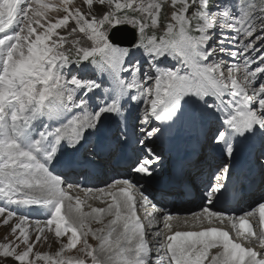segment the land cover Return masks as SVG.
I'll return each mask as SVG.
<instances>
[{"label":"snow or ice","instance_id":"1","mask_svg":"<svg viewBox=\"0 0 264 264\" xmlns=\"http://www.w3.org/2000/svg\"><path fill=\"white\" fill-rule=\"evenodd\" d=\"M83 3L87 11L74 0H0V217L3 225L15 222L14 239L0 242V264H264V196L241 214L220 207L243 171L236 154L257 138L264 182V0ZM124 31L130 46L115 42ZM177 125L207 129L208 146L228 158L218 172L200 173L204 203L193 215L199 224L227 221L231 234L218 227L173 231V217L141 191L140 180L93 190L57 172L89 176L94 162L82 150L110 153L135 135L149 155L132 171L151 180L160 156L136 129L151 142ZM93 191L106 207L85 211L73 192ZM137 205L151 207L147 225ZM33 214L44 219L33 221ZM46 230L58 250L34 252ZM78 245L82 256L66 255Z\"/></svg>","mask_w":264,"mask_h":264},{"label":"bare ground","instance_id":"2","mask_svg":"<svg viewBox=\"0 0 264 264\" xmlns=\"http://www.w3.org/2000/svg\"><path fill=\"white\" fill-rule=\"evenodd\" d=\"M141 109H142V107H141ZM142 117H143V114L141 115V118ZM175 136L180 137V134H177ZM176 140H177L176 137L173 140H171L172 146L169 144H165V149L167 152H170L171 149L173 152H175L178 149V146L174 145L177 142ZM82 151H84V150H82ZM199 168H201V170H203L204 172L206 171L205 166L200 165ZM108 169H110V168H108ZM66 172H68V170H66ZM69 173L70 172H68V175H69ZM99 173H100V176H98V184H99L98 187L92 183L91 184L88 183L89 185L87 184L86 186L80 185V187L92 188L93 190H95L97 188L108 189L109 185L113 183V181L110 179L111 176H108L110 174L109 171L102 167V168H100ZM112 175H115V174H112ZM68 181L71 183H74V180L68 179ZM77 194L81 197V199L83 201H85V207H84L85 211L90 210L88 205H91L92 207H106V204L104 202H102L100 199L95 198V197L99 196V193H97L95 191H93L91 197L85 196L84 192H73V195H77ZM105 199L107 200V202H109V203L111 202L110 197H106ZM201 206H202L201 201H195V202L190 203V205L183 206V207L176 209L175 213L177 215H175L173 217V220L170 221V223H172V225H173V231H176V230H179V231H199V230H201L202 227H205V228H207V227H218V228H223L225 230H229L230 234H231V228H230V225L228 224L227 221H225L223 224H221L219 221H216L212 225H209L207 221H204L203 224L197 223L193 214L201 212L202 211ZM30 218L33 221L35 219H44V217L36 215V214H33ZM108 219H111V217H106L105 223H107ZM160 219H161L160 217L157 218V220H160ZM185 220L188 221L187 224L184 223ZM14 223H15L14 221L10 222V224L7 226L12 227ZM97 226H98V228L101 227V225L98 223H92L91 224V227L93 229H95ZM162 227H163L162 223L157 224V227L154 230L152 229V231H155V230L162 228ZM166 231L167 230H165V232ZM30 232H31V234H34L32 229H30ZM45 237H47L46 240H48V244H44L43 242H41L40 246L43 247V249H45V252L55 253L58 250L57 247L59 246V243L55 239L54 234L47 232V230H46L44 233V236H42L41 238L45 239ZM51 237L52 238L54 237V238L52 239ZM43 239H41V241ZM215 251H216V249H213L212 253H214Z\"/></svg>","mask_w":264,"mask_h":264},{"label":"rangeland","instance_id":"3","mask_svg":"<svg viewBox=\"0 0 264 264\" xmlns=\"http://www.w3.org/2000/svg\"><path fill=\"white\" fill-rule=\"evenodd\" d=\"M76 6H79V7H81V9L83 10V11H87V6L86 5H84V3H83V0H74V5H73V7H76ZM104 8H103V6H99L98 4H95L94 3V5H93V10H94V13L96 14V13H98V12H100L101 10H103ZM165 11H167V9H165ZM53 17H57V16H59V15H62V13H60V14H57V13H52L51 14ZM74 25V22H71L70 21V25H69V27H71V26H73ZM60 32H61V34H64V32H65V30L64 29H61V30H59ZM124 32H127V33H130V32H128V31H124ZM122 33V32H121ZM118 34V33H117ZM120 36V35H119ZM175 130V129H174ZM2 220H3V217H0V242H5V237L7 236V238H8V240H12V239H14V237L10 234L11 233V227L10 226H6V225H3V223H2ZM93 223H95V222H93ZM10 227V228H9ZM96 228H98V226L96 227ZM10 229V230H9ZM54 234V233H53ZM33 236H32V239H33V241H35V236L34 235H36L35 234V232H34V234H32ZM52 238V237H51ZM54 238V237H53ZM52 238V239H53ZM41 239H43V238H41ZM56 239V238H55ZM63 239V241L64 242H66L67 241V238L65 237V238H62ZM89 239V243H91V244H93V245H95L97 242L96 241H94L91 237H89L88 238ZM41 242H43L44 244H48V240H45V239H43ZM41 242H37L36 243V247L34 248V252H36V251H38V252H40V253H44L45 252V249H43V247H41L40 246V244H41ZM41 247V248H40ZM81 247V245H78L77 246V249H75V250H72V251H70V252H67L66 253V255H68V256H82V253L79 251V248ZM21 248H23V245H21ZM59 248V246L57 247V249ZM6 264H16V262L15 261H13V260H11V259H9L7 262H6ZM38 264H44V262H38Z\"/></svg>","mask_w":264,"mask_h":264},{"label":"water","instance_id":"4","mask_svg":"<svg viewBox=\"0 0 264 264\" xmlns=\"http://www.w3.org/2000/svg\"><path fill=\"white\" fill-rule=\"evenodd\" d=\"M120 33V32H119ZM119 33L115 35L114 39H115V42L117 43H120L124 46H128L130 45L133 37L131 36L130 38H123V37H119Z\"/></svg>","mask_w":264,"mask_h":264},{"label":"trees","instance_id":"5","mask_svg":"<svg viewBox=\"0 0 264 264\" xmlns=\"http://www.w3.org/2000/svg\"><path fill=\"white\" fill-rule=\"evenodd\" d=\"M104 10V9H103ZM103 10H101L100 12L96 13L97 15H101Z\"/></svg>","mask_w":264,"mask_h":264}]
</instances>
